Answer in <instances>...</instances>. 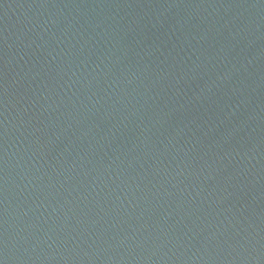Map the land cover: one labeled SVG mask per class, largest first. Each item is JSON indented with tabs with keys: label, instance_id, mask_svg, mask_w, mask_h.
I'll use <instances>...</instances> for the list:
<instances>
[{
	"label": "water",
	"instance_id": "95a60500",
	"mask_svg": "<svg viewBox=\"0 0 264 264\" xmlns=\"http://www.w3.org/2000/svg\"><path fill=\"white\" fill-rule=\"evenodd\" d=\"M0 264H264V0H0Z\"/></svg>",
	"mask_w": 264,
	"mask_h": 264
}]
</instances>
